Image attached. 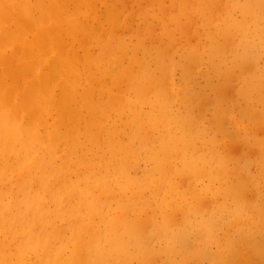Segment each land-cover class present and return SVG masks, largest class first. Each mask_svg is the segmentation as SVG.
I'll return each instance as SVG.
<instances>
[{
    "label": "clouds",
    "instance_id": "obj_1",
    "mask_svg": "<svg viewBox=\"0 0 264 264\" xmlns=\"http://www.w3.org/2000/svg\"><path fill=\"white\" fill-rule=\"evenodd\" d=\"M199 19V46L145 53L119 113L137 135L102 163L0 138V264H228L264 235V0ZM202 78L232 95L197 111Z\"/></svg>",
    "mask_w": 264,
    "mask_h": 264
},
{
    "label": "rangeland",
    "instance_id": "obj_2",
    "mask_svg": "<svg viewBox=\"0 0 264 264\" xmlns=\"http://www.w3.org/2000/svg\"><path fill=\"white\" fill-rule=\"evenodd\" d=\"M222 4L223 0H203V4L200 0H11V2L10 0H0V15L8 14V19L3 21H9L8 24L5 22V25L0 18V35L6 34L5 38L1 39L2 36H0V49L4 43L3 48L0 50V71L3 74V77L0 76V83L1 85L5 83L3 88L1 87L3 92L0 93L2 94L0 100L6 103V105H3L2 101L0 102L2 104H0V107L2 106L0 112L3 110L0 114V131L2 129L1 125L9 122L8 129L1 131V136L4 137L2 139L6 140L14 150L34 144L42 152L58 156L60 161H67L69 157L75 156L79 158L78 163H102L103 159L107 158L110 149L113 147L126 148L137 135L136 125L129 122L127 118L121 117L119 113L124 101L125 94L123 92H126L129 80L137 73V69H139L145 58V53L157 51L163 55H171L181 47L199 46L202 43L203 36L199 9L205 6L219 10ZM25 10H28L29 14ZM93 13L97 15L95 19H92ZM79 21L81 28L78 29L81 32L83 31L84 38H82L81 43L70 37L67 39L69 33L66 31L69 25L72 23L77 24ZM34 22L36 25H40H38L39 28L33 26ZM49 22L51 25L46 24ZM56 22L62 23L61 27L65 28L64 35H61L64 38V53L71 51V44L77 47L81 46L78 51V57L80 56L79 59H81L79 68L74 67L70 70L72 79L78 76L74 81L75 88L80 90L79 93H82L87 87H91V90L96 86V90H93V95L95 94L93 101L96 102L94 105L104 107L102 115L97 118L94 125L87 124L88 111L83 104L82 106L79 103L76 105L77 110L74 111V117L70 113L62 115V119H66L64 124L61 125L56 124L57 106L50 99L47 100L49 102L43 103V100L38 104L41 106L38 111L44 109L39 113L35 112L37 108L34 106L30 105L29 107V103L23 105L19 101V98L20 100L23 99L27 89L32 85L34 86L36 82L35 86L38 85L37 92L42 94V69L48 66L50 59H52L53 50L48 53V59L43 61L44 65L40 59L39 62L41 63L38 61L27 63L28 56L26 62H24V56L27 54L26 46L32 39V35L30 36L28 31V35H23L25 37L20 34L17 36L18 39H15L17 38L14 35L17 31L16 28L25 24L29 30H34L33 34L36 35L45 27V29L50 30L53 26L54 29ZM43 23L45 26H43ZM28 24L33 28L30 29ZM58 33L54 35L58 36ZM4 39L5 42H3ZM20 47L21 52L19 51ZM11 52L10 56L9 53ZM26 63L29 68L27 73L22 72V77L29 76V80L24 78L25 81H23L19 73H21L23 67L21 65ZM85 64L91 70L89 75L85 71ZM7 66L9 67L7 68ZM12 69H14V73ZM10 70L13 75H11ZM34 70L35 73L33 74ZM29 73L31 74L27 75ZM19 78L22 79V82ZM16 80H18V83ZM14 87H19L18 89L15 88L16 93L12 91ZM9 88L11 89L9 90ZM35 89H33L34 92ZM217 89L223 91L224 95L227 94L226 96L229 97L233 92L231 87H223L219 81L214 79L202 78L196 81L193 85L191 97V103L195 106V109L197 111L205 109L212 101L214 92ZM11 91L13 95L16 94L13 96V98L15 97L13 100L10 98L12 96ZM104 111L106 114H104ZM15 112H19V114ZM16 114L20 118H16ZM17 120L19 123L16 125ZM13 122L16 125L15 128H19H17L19 130L17 132L19 133L18 137H16L17 130H13L15 126L12 125ZM32 124L37 126L35 127ZM34 127L36 129L31 131V128ZM65 127H70L67 130L70 129L71 132L65 130V133L60 134L58 140L53 144L52 130L60 128L61 133ZM7 131L8 133L13 132L14 139L12 138L13 135H9ZM257 131L260 135H264V126L259 127ZM242 150V147L238 145L232 148L233 153L236 155H239ZM11 159H15V157H11ZM137 171L139 172V169ZM182 183L186 184V181H182ZM9 250V252L14 253V246H10ZM11 258L15 259V256L13 255ZM228 264H264V235L259 237L254 246L240 249L229 259Z\"/></svg>",
    "mask_w": 264,
    "mask_h": 264
},
{
    "label": "bare ground",
    "instance_id": "obj_3",
    "mask_svg": "<svg viewBox=\"0 0 264 264\" xmlns=\"http://www.w3.org/2000/svg\"><path fill=\"white\" fill-rule=\"evenodd\" d=\"M26 1V0H25ZM53 1V0H52ZM195 1V0H194ZM9 2V1H8ZM10 2H11V0H10ZM23 3V2H22ZM8 5V4H7ZM6 5V6H7ZM34 6V5H33ZM26 7H27V5H26ZM46 7H47V4H46ZM8 9V8H7ZM26 9V8H25ZM49 9V8H48ZM12 10V9H11ZM57 10H58V8H57ZM26 12L28 11V10H25ZM59 11V10H58ZM96 12V11H95ZM28 13V12H27ZM36 13H37V11H36ZM49 13V12H48ZM47 13V14H48ZM76 13V12H75ZM78 13V12H77ZM29 14V13H28ZM27 15V14H26ZM64 15V14H63ZM72 15V14H71ZM21 16V15H20ZM29 16V15H28ZM27 16V17H28ZM41 16V15H40ZM69 16V15H68ZM68 16H66V17H68ZM74 16V15H73ZM97 15H96V13H93V16H92V19H95V17H96ZM64 17V16H63ZM63 17H61V18H63ZM65 17V18H66ZM0 18L2 19V21L3 20H6V19H8V14H3V15H0ZM21 18H23V17H21ZM48 18V17H47ZM39 19H40V17H39ZM64 20H66V19H64ZM24 21V20H23ZM36 21V20H35ZM39 21V20H38ZM62 21V20H61ZM5 22L7 23H9V21H3V23L5 24ZM43 22H45L44 20H43ZM7 23V24H8ZM107 23V22H106ZM111 23V22H110ZM31 25H32V23H30ZM47 25L49 24V25H51L50 24V22L49 23H46ZM64 24V23H63ZM71 24V23H70ZM6 25V24H5ZM31 25H29L28 24V26H29V28L30 29H32L33 28V26L35 25V26H37V28H39L38 27V25L39 24H35V22H34V24H33V26H31ZM42 25V24H41ZM46 25V26H47ZM61 25H62V23H59V22H56V24H55V26H54V29H53V26H52V28L50 29V30H47V29H42V30H40V32L38 33V34H36V35H34L33 33H34V30L33 31H31V30H29L28 29V27H26L25 26V24H24V26H21V27H19V28H16L17 29V31L14 33V35L17 37L18 35H20L21 34V36L22 37H25V36H23V35H28V31H29V34H30V36H31V40H30V42H28V44H27V46H26V50H27V54L24 56V59H23V61L24 62H26V60H27V56H28V62L27 63H29L30 61L33 63V61H34V63L35 62H39V59L40 60H42L41 62H42V64L44 65L45 63H43V61H46L47 59H48V53L51 51L52 52V50H53V54H52V59H50V62H49V64H48V66L45 68V67H43V69H42V94H40L39 92H37L38 90H37V87H38V85H37V87L35 86L36 85V83L34 84V86L32 85L31 87H29L28 89H27V91L24 93V96H23V99H21L20 100V98H19V101H21L22 102V104L24 105V104H27V103H29V107H30V105L31 106H34L35 108H37V111H35V112H37V113H39L40 111H43L41 108V110L40 111H38V108L39 107H41V106H39L38 104H40L41 103V101H43V103L44 102H49V101H47L48 99H50L51 101H53V103H54V105H56L57 106V119H56V124H61V125H63L64 124V121H65V119L66 118H64V119H62V115H64V114H67V113H70L71 114V116L72 117H74V114H75V110H77L76 108V105H78V103H79V105L80 106H82V104L86 107V110L88 111V121H87V124L88 125H94L95 123H96V120H97V118L98 117H100L101 115H102V113H103V108L102 107H99L98 105H94L96 102H94L93 101V96L95 95H93V90H96V86H94L93 87V89H91L90 90V88L91 87H87L86 88V90L85 91H83L82 93H79V91L80 90H77L76 88H75V86H74V81H75V79H76V77H78V76H76L75 77V79H72L71 78V75H72V73H70V70H72V68H74V67H78L79 68V63H80V60L81 59H79V57H78V51H79V49H80V47L81 46H75L74 44H71V51H69L68 53H64V49L65 48H63V42H64V38L63 37H61V35L63 36L64 35V33H65V28L63 29L62 27H61ZM11 26V25H10ZM31 26V27H30ZM34 26V27H35ZM40 26V25H39ZM43 26H45L44 25V23H43ZM110 26V25H109ZM5 27V26H4ZM49 28V27H48ZM78 28H81L80 27V21L79 22H77V24L76 23H72L71 25H69L68 27H67V29H66V31H67V33H69L68 35V37H67V39H69V37L70 38H72L73 40H78L80 43L82 42V38H83V31L81 32L80 31V29H78ZM35 29V28H34ZM53 29V31H51ZM59 32V33H58ZM63 32V33H62ZM55 33H58V36H55L54 34ZM1 34H2V32H1ZM13 35V36H14ZM0 36H2L1 37V39L2 38H5L6 37V34H3V35H0ZM14 36V37H15ZM29 36V37H30ZM27 37V36H26ZM21 38V37H20ZM19 38V39H20ZM34 38V39H33ZM0 39V40H1ZM15 39H18V37L17 38H15ZM14 39V40H15ZM21 39H23V38H21ZM25 39V38H24ZM84 39V38H83ZM6 40L4 39L3 40V42H5ZM21 43H22V41H21ZM72 43H74V42H72ZM78 43V42H77ZM11 44V43H10ZM3 45H4V43L2 44V46H1V49L3 48ZM79 45V44H78ZM6 46V45H5ZM67 47V46H66ZM6 48V47H5ZM0 49V50H1ZM16 51V50H15ZM19 51L21 52V47L19 48ZM1 52V51H0ZM14 53V52H13ZM11 54H12V52L11 53H9V55L11 56ZM20 54V53H19ZM18 54V55H19ZM9 56V57H10ZM8 57V58H9ZM17 57V56H16ZM8 61V60H7ZM14 61H15V59H14ZM14 61L12 62V65H13V63H14ZM41 62H39V63H41ZM135 62V61H134ZM27 63L26 64H24V65H21V64H19V65H21V66H23L22 67V70H21V73H19L20 75V77H22L23 75H22V72H24V73H27V70H28V68H29V66L27 65ZM31 63V64H32ZM8 64V63H7ZM38 65V64H37ZM35 66V65H34ZM39 66V65H38ZM38 66H35V67H37L38 68ZM9 66H7V68H8ZM133 67V66H132ZM12 68H13V66H12ZM78 68H76V69H78ZM12 71H13V73H14V69H12ZM85 71L88 73V75H89V73L91 72V70H90V68H89V66L87 65V64H85ZM137 71H138V69H137ZM1 72V71H0ZM10 72H11V70H10ZM37 72V71H36ZM12 73V72H11ZM13 73L11 74V75H13ZM35 73V70L33 71V74ZM31 73H29V74H27V75H30ZM131 74V73H130ZM3 74H2V72L0 73V76H2ZM11 75H10V78H11ZM18 76V77H19ZM3 77V76H2ZM13 77V76H12ZM17 77V78H18ZM30 77H32V76H30ZM33 77H34V75H33ZM129 77H130V75H129ZM15 78V77H14ZM25 78V77H24ZM24 78L22 77V79H23V81H25L24 80ZM29 78V76H26V80ZM1 79V78H0ZM21 81L20 82H22V79L21 78H19ZM36 79V78H35ZM29 80V79H28ZM6 81V80H5ZM31 81V80H30ZM36 81H37V79H36ZM16 82L18 83V80H16ZM19 82V83H20ZM29 82V81H28ZM83 82V81H82ZM81 82V83H82ZM15 83V82H14ZM13 83V84H14ZM25 83V82H24ZM80 83V84H81ZM85 83V82H84ZM92 83V82H91ZM7 84V83H6ZM22 84V83H21ZM79 84V86H81ZM3 85H5V83H3L2 85H1V83H0V93L1 92H3L2 90V88H3ZM17 85V84H16ZM12 86V85H11ZM10 86V87H11ZM18 86V85H17ZM2 87V88H1ZM19 87H21V86H19ZM18 87V88H19ZM35 87H36V89H35ZM12 89H13V87H11ZM11 88H9V90L11 89ZM18 89L17 87H14V90H12V91H14L15 93H16V89ZM22 88H23V85H22ZM22 88H20L21 90H22ZM128 88V87H127ZM19 89V90H20ZM32 89V90H31ZM33 89H35V92H34V90ZM18 90V91H19ZM11 91V92H12ZM17 91V92H18ZM119 92V91H118ZM8 93V92H7ZM38 93H39V95H38ZM124 94H125V91L123 92ZM123 93H122V96H123ZM9 94V93H8ZM12 96L10 97L9 95V97L11 98V100H13L14 98H13V96H15L16 94H14L13 95V92L12 93H10ZM0 95H2V94H0ZM227 95V94H226ZM1 97V96H0ZM20 97V96H19ZM79 98V99H78ZM114 98H115V96H114ZM78 100V101H77ZM2 101V102H1ZM0 102L1 103H3V105H6V103H4L3 102V100H0ZM9 102V101H8ZM12 102V101H11ZM20 102V103H21ZM0 103V104H1ZM51 104V102L49 103V105ZM2 105V104H1ZM2 107V106H1ZM0 107V110L2 109ZM8 107V106H7ZM50 107H51V105H50ZM4 108V107H3ZM16 109H17V107H16ZM16 109H13V110H16ZM53 109V108H52ZM6 110V109H5ZM47 110V109H46ZM3 111V110H2ZM2 111L0 112V114H2ZM50 111V110H49ZM34 112V111H33ZM108 112V111H107ZM15 113H18L19 114V112H15ZM21 113V112H20ZM36 113V115H38ZM13 114H14V112H13ZM18 114H16V116L15 115H13V116H15L16 118L17 117H19V115ZM104 114H106L105 113V111H104ZM104 114H103V117H104ZM77 115V114H76ZM21 116V115H20ZM80 116V115H79ZM66 117V116H65ZM20 118V117H19ZM19 118H18V120H19ZM102 118V117H101ZM14 120V119H13ZM18 120L15 122V124L17 125V123H19L18 122ZM32 120H34V119H32ZM31 120V121H32ZM15 121V120H14ZM71 121V120H70ZM80 122H81V120H80ZM28 123V122H27ZM32 123H34L33 121H32ZM36 123V122H35ZM14 124V122L12 123V125ZM14 124V125H15ZM99 124V123H98ZM97 124V125H98ZM16 125L14 126V128H13V130L14 131H16L17 130V128H15L16 127ZM19 125V124H18ZM32 125H34L35 127L37 126V125H35V124H32ZM31 125V126H32ZM69 126H71V125H69ZM1 127H2V129H1V131H3V130H6V129H8V127H9V122H6L5 124H3V125H1ZM31 128V131H32V129H33V131L36 129V128ZM27 128V127H26ZM61 128V127H60ZM60 128H54L53 130H52V143L54 144L57 140H58V138H59V135L60 134H64L65 133V130H67L68 128H70V127H65L64 129H63V131L60 133ZM19 129V128H18ZM74 130H75V128H74ZM1 131H0V138H2L3 136H1ZM9 131V130H8ZM8 131H7V133H8ZM30 131V132H31ZM68 131V130H67ZM69 131H70V129H69ZM68 131V132H69ZM17 132H19V130H17L16 131V137H18V134L19 133H17ZM71 132V131H70ZM7 133H6V135H7ZM13 132H9L8 134L9 135H13V139H14V134H12ZM73 133H74V131H73ZM78 134V133H77ZM3 135V134H2ZM5 134H4V136H6ZM30 135V134H29ZM46 135V134H45ZM20 136V135H19ZM68 137V136H67ZM4 138V137H3ZM6 138H7V136H6ZM29 138V137H28ZM12 139V140H13ZM64 139H67V138H64ZM15 141V140H14ZM62 143V142H61ZM10 145V144H9ZM16 145V144H15ZM59 145V144H58ZM56 155V154H55ZM13 160H15V159H13ZM254 249V248H253ZM10 251V250H9Z\"/></svg>",
    "mask_w": 264,
    "mask_h": 264
}]
</instances>
